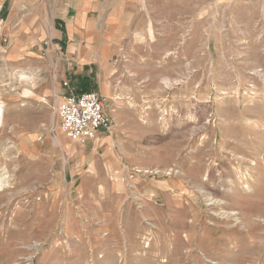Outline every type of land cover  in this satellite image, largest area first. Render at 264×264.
Returning <instances> with one entry per match:
<instances>
[{
    "label": "rangeland",
    "instance_id": "374dc122",
    "mask_svg": "<svg viewBox=\"0 0 264 264\" xmlns=\"http://www.w3.org/2000/svg\"><path fill=\"white\" fill-rule=\"evenodd\" d=\"M141 1L82 72L95 155L60 129L49 42L0 46V264H264V0Z\"/></svg>",
    "mask_w": 264,
    "mask_h": 264
},
{
    "label": "crops",
    "instance_id": "0c3cea01",
    "mask_svg": "<svg viewBox=\"0 0 264 264\" xmlns=\"http://www.w3.org/2000/svg\"><path fill=\"white\" fill-rule=\"evenodd\" d=\"M144 7L141 0H0V46L6 42L13 60L27 50L38 56L48 41V56L57 78L69 77L78 93L92 91L88 86L90 74L82 72L95 63L93 51L106 49L108 57L114 56L121 34L131 30L135 16ZM63 53L71 55V66L63 64ZM67 91L64 87L58 94L62 97ZM101 136L89 141L91 155L101 143L109 144Z\"/></svg>",
    "mask_w": 264,
    "mask_h": 264
},
{
    "label": "built area",
    "instance_id": "2783aa9c",
    "mask_svg": "<svg viewBox=\"0 0 264 264\" xmlns=\"http://www.w3.org/2000/svg\"><path fill=\"white\" fill-rule=\"evenodd\" d=\"M63 86L68 91L57 103L56 114L60 129L70 140L86 144L98 139L103 132H111L112 120L105 112L104 98L98 92L78 93L69 80H63ZM1 101L0 110L4 109Z\"/></svg>",
    "mask_w": 264,
    "mask_h": 264
},
{
    "label": "bare ground",
    "instance_id": "6f19581e",
    "mask_svg": "<svg viewBox=\"0 0 264 264\" xmlns=\"http://www.w3.org/2000/svg\"><path fill=\"white\" fill-rule=\"evenodd\" d=\"M29 80H30V79H29ZM30 81H31V80H30ZM32 82H33V81H32ZM32 82H31V84H32ZM33 83H35V82H33ZM1 102H2V101H1ZM1 104H3V102H2ZM4 106H5V103H4ZM2 112H3V109L0 110V114H2ZM2 119H3V116L0 115V123H1ZM65 142H66L65 139H61V138H58V139H57V143H59L60 145H64ZM67 147H68V148H71V144L68 143V144H67ZM68 150H69V149H68ZM8 181H9L8 176H4L3 178H1V179H0V189H1V188H5V187H7V186H8V184H7ZM9 182H10V181H9Z\"/></svg>",
    "mask_w": 264,
    "mask_h": 264
},
{
    "label": "trees",
    "instance_id": "16d2710c",
    "mask_svg": "<svg viewBox=\"0 0 264 264\" xmlns=\"http://www.w3.org/2000/svg\"><path fill=\"white\" fill-rule=\"evenodd\" d=\"M85 91H87V89H83V90H82V92H85Z\"/></svg>",
    "mask_w": 264,
    "mask_h": 264
}]
</instances>
